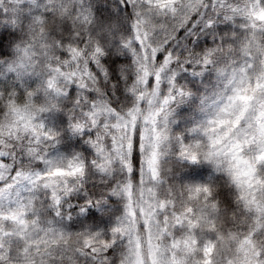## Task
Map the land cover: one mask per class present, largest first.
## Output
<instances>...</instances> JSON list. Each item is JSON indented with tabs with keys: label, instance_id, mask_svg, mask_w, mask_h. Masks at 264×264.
<instances>
[{
	"label": "snow or ice",
	"instance_id": "1",
	"mask_svg": "<svg viewBox=\"0 0 264 264\" xmlns=\"http://www.w3.org/2000/svg\"><path fill=\"white\" fill-rule=\"evenodd\" d=\"M0 264H264V0H0Z\"/></svg>",
	"mask_w": 264,
	"mask_h": 264
}]
</instances>
